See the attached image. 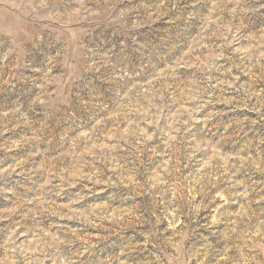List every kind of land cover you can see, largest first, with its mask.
I'll return each instance as SVG.
<instances>
[{
    "label": "rangeland",
    "instance_id": "1",
    "mask_svg": "<svg viewBox=\"0 0 264 264\" xmlns=\"http://www.w3.org/2000/svg\"><path fill=\"white\" fill-rule=\"evenodd\" d=\"M0 264H264V0H0Z\"/></svg>",
    "mask_w": 264,
    "mask_h": 264
}]
</instances>
